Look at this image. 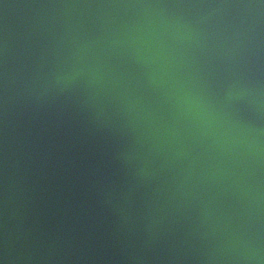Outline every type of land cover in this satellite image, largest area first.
Segmentation results:
<instances>
[{"label": "water", "instance_id": "1", "mask_svg": "<svg viewBox=\"0 0 264 264\" xmlns=\"http://www.w3.org/2000/svg\"><path fill=\"white\" fill-rule=\"evenodd\" d=\"M0 264H264V0H0Z\"/></svg>", "mask_w": 264, "mask_h": 264}]
</instances>
